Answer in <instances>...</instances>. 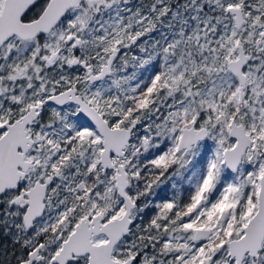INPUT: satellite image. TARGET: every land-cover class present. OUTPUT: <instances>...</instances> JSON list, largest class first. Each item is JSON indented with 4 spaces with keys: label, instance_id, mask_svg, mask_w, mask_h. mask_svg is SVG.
Returning a JSON list of instances; mask_svg holds the SVG:
<instances>
[{
    "label": "snow or ice",
    "instance_id": "1",
    "mask_svg": "<svg viewBox=\"0 0 264 264\" xmlns=\"http://www.w3.org/2000/svg\"><path fill=\"white\" fill-rule=\"evenodd\" d=\"M0 264H264V0H0Z\"/></svg>",
    "mask_w": 264,
    "mask_h": 264
}]
</instances>
